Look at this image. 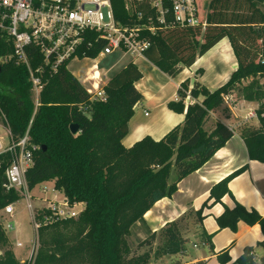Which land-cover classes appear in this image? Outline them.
<instances>
[{"label": "trees", "instance_id": "1", "mask_svg": "<svg viewBox=\"0 0 264 264\" xmlns=\"http://www.w3.org/2000/svg\"><path fill=\"white\" fill-rule=\"evenodd\" d=\"M111 1L116 19L128 23L130 15L124 0ZM208 7L205 29L172 27L148 35L151 45L145 57L168 76L175 77L227 37L238 68L214 90L199 81H184L178 91L179 99L168 103L171 110L185 114L184 122L159 141L146 136L130 148L121 142L128 133L133 108L143 98L135 86L143 75L133 61L107 81L106 101H91L78 78L62 68L48 76L37 108L26 72L12 64L2 66L0 115L5 116L4 123L9 125L13 139L19 140L33 119L31 141L46 146L34 154L35 164L26 175L29 188L55 179V189L71 204L84 203L80 215L87 223L85 233L72 238L74 242L64 245L62 250L58 248L62 234L58 226L76 218L41 227L34 264H149V253L136 258L127 254L131 226L144 222L145 214L158 201L171 198L180 181L203 167L233 137V130L220 120L208 126L212 113L222 108L225 95L239 91L246 100L264 98L253 84L241 86L249 77L264 76V0H208ZM9 50L0 39V57ZM98 50L89 55L96 56ZM188 97L194 102L186 107ZM263 113L264 103L258 109L261 126H246L240 132L250 159L264 163ZM71 124L78 125L76 134L71 133ZM11 162L10 153L0 155V210L19 199L17 192L3 188ZM245 169L246 166L215 184L210 198L217 203L225 195L231 196L230 181ZM196 216L201 219V209ZM217 220L221 228L232 230L241 220L259 223L264 236V216L255 210L247 211L239 203L233 209L225 208ZM165 226L167 246L172 253H183L187 241L177 221ZM259 245L264 249V238ZM85 247L92 252L84 254ZM0 249L4 250L0 264H20L8 247L1 222ZM248 253L238 260L240 264H254ZM228 259L226 253L219 256L222 264ZM261 263L264 264V255Z\"/></svg>", "mask_w": 264, "mask_h": 264}, {"label": "built area", "instance_id": "2", "mask_svg": "<svg viewBox=\"0 0 264 264\" xmlns=\"http://www.w3.org/2000/svg\"><path fill=\"white\" fill-rule=\"evenodd\" d=\"M125 9L130 15L128 23L116 19L111 0H0V39L10 49L0 57V66L12 64L26 72L37 108L48 76L62 68L71 72L72 62L82 66L88 63L83 86L91 101H106L104 86L113 67L102 72L99 67L102 60L114 54L131 55L135 59L144 57L151 45L148 35L161 29H205L207 25L197 0H125ZM96 48L99 49L96 56L89 55ZM233 101L231 94L224 96L228 106ZM0 117L5 119L3 114ZM245 119L260 120L258 109H249ZM32 121L19 140L13 139L6 124L10 141L5 144L0 138V155H12L3 188L25 198L33 227L38 232L57 221L78 218L83 210L76 208L80 203L71 204L64 195L61 198L55 187L44 186L36 196L43 207L38 208L32 202L33 189L29 188L26 175L35 164V152L41 149L31 141ZM2 210L5 215L14 216V203ZM47 210L50 213L43 214ZM7 228H13V224L8 223Z\"/></svg>", "mask_w": 264, "mask_h": 264}, {"label": "crops", "instance_id": "3", "mask_svg": "<svg viewBox=\"0 0 264 264\" xmlns=\"http://www.w3.org/2000/svg\"><path fill=\"white\" fill-rule=\"evenodd\" d=\"M263 9L264 7L262 11ZM131 61L137 65L143 75L135 83L143 98L134 106L132 117L128 122V133L121 141L126 148L132 147L146 136L159 141L174 127L183 124L185 114L171 110L168 103L179 99L178 91L184 81L190 80L191 83L199 81L208 89L213 90L225 84L238 68L236 55L227 37L219 41L203 56L198 57L191 67L184 68L175 77L162 72L145 56L137 59L134 57ZM116 65L117 63L112 66V70ZM199 70H202V73H199ZM81 84L85 85L82 82ZM193 102L194 100L188 97L185 100L186 107ZM224 104L227 105L225 102ZM227 107L230 112H227L226 116H218L221 114L220 108L212 113V118L214 119L215 116L217 118L215 120H220L230 127L234 132L233 137L203 167L180 181L177 192L171 198L158 201L156 205H160V209H156V212L153 209L149 210L144 218L151 227L158 225L162 220L160 227H163L167 222L175 221L176 216L183 215L188 207H192L194 215L201 209V219L197 221L192 231V236L198 240L193 246L196 245L195 248H200V250L185 264H222L219 256L224 253L229 259L223 264H240L238 260L247 252H249L247 256L254 264H262L264 249L259 243L264 236L259 223L251 224L241 220L236 229L232 230L230 227L221 228L217 220L225 208L233 209L238 203L247 211L255 210L264 216V163L250 159L240 129L235 128L239 123V116L256 107L250 101L237 98H234L233 103ZM252 125H257V122H253ZM244 166L246 169L229 183L232 195H225L220 202L215 203L214 199L210 198L211 188ZM41 184L48 185V188L54 187V183L50 181ZM80 205L81 209L84 208L83 203ZM6 217L9 216L5 215ZM167 217L170 219H166ZM4 227L8 247L20 264L25 263L32 255L35 245L27 246L19 241L14 243L9 237L7 226L4 225ZM155 230L157 228L153 227L152 233ZM3 253L4 250L0 249V256ZM187 253L185 248L183 255Z\"/></svg>", "mask_w": 264, "mask_h": 264}, {"label": "rangeland", "instance_id": "4", "mask_svg": "<svg viewBox=\"0 0 264 264\" xmlns=\"http://www.w3.org/2000/svg\"><path fill=\"white\" fill-rule=\"evenodd\" d=\"M200 6V12L202 16H206L208 11V0H197ZM125 3V0H124ZM264 11V9H263ZM133 60L134 57L131 55H126L122 57V54H114L112 57H108L104 60H102L99 64L100 70L102 72H106L109 68H111L115 63H117L114 70H112L108 75L107 78H111L113 75H115L119 69H122L129 61ZM89 66L88 63H85L80 65L79 63L72 62L70 63V70L71 73L76 76L82 83H84L85 76L87 75L86 69ZM253 84L254 90L260 89V92H262L264 96V76H255V77H249L245 79L242 82V87L249 86ZM214 90V89H213ZM234 98H237L238 100L245 99L244 93H240L239 91H236L233 94ZM246 100V99H245ZM253 103V105L260 109L261 104L264 103L263 99H253V100H247ZM221 114L218 116H226L227 112H230V109L227 107V105H223L222 108L219 110ZM248 112V111H247ZM247 112L244 115L239 116V123L235 127L236 129H241L243 127L248 126H254V127H260L261 126V120L252 119V120H246L245 116ZM2 114V112H1ZM1 118V117H0ZM264 118V113H263ZM215 119H217L214 116V119L212 118L209 125L211 126L212 123L215 122ZM4 120H0V138L3 139L5 144H8L10 141V138L6 135L7 127L6 124L3 122ZM257 122V125H252L253 122ZM48 182V181H46ZM50 182L54 183L55 187V179L50 180ZM39 185V184H38ZM36 186L32 190V202L37 205L38 208L43 207L44 205L41 202H38L37 197L41 193V189L44 186H48L46 184H41L39 186ZM49 187V186H48ZM59 196L62 198L64 195L62 192H58ZM19 199L15 202V214L12 217H6L3 214V210H0V221L3 222V225L7 226L8 223L13 224V228L7 229V232L9 234V237H11L12 241L16 243L17 241L21 242L24 245L33 246L34 242L36 240L35 248L33 249V254L29 257V259L26 260L23 264H34L35 257L38 252L39 248V239L41 237H38V232L35 231L32 219H31V212L27 208L26 200L24 197H22L20 194H18ZM172 200V199H171ZM167 203L169 201H166ZM171 203V201H170ZM84 204V203H83ZM47 206V205H45ZM155 204L152 209L156 212V209H160V205ZM81 205L77 206L76 208H80ZM84 207V206H83ZM84 208H82L83 210ZM192 207H188L186 212L183 215H180L179 217L176 216L177 225L179 229L182 232L183 238L187 241L185 244V248L187 249V255H183L184 252L179 253H172L171 248L167 246V238H166V226L160 227L162 225V220L159 221L158 225H152L154 228H157V230L153 231V227H151L147 220L144 222L137 221L134 223L130 228V235L127 237V254L129 257H138L142 256L143 254L149 253V264H185L189 261L190 258H192V255L198 254V250L200 248H195L193 246L194 242H197L198 240L195 239L194 236H192V231H194V226L197 224L198 218L193 213ZM146 215V214H145ZM145 218V216H144ZM170 219V218H166ZM153 223V222H152ZM168 223V222H167ZM139 224V225H137ZM166 225V224H165ZM5 228V227H4ZM87 223L84 221L82 216L76 218L73 220V222H66L64 224H61L58 226V230H60L61 237L59 241V245L63 250L65 246H69L71 243L74 242V240L78 237V234H83L87 230ZM6 231V229H5ZM152 234H155V237H151ZM75 236H77L75 238ZM74 240H73V239ZM195 239V240H194ZM199 243V242H198ZM65 245V246H64ZM55 246V245H54ZM184 248V249H185ZM202 248V247H201ZM82 251L84 254H89L92 252L89 248L85 247L82 248ZM60 253V251H57Z\"/></svg>", "mask_w": 264, "mask_h": 264}, {"label": "water", "instance_id": "5", "mask_svg": "<svg viewBox=\"0 0 264 264\" xmlns=\"http://www.w3.org/2000/svg\"><path fill=\"white\" fill-rule=\"evenodd\" d=\"M2 70L1 66H0V71ZM70 131L72 134H76L78 132V125L77 124H71L70 125ZM42 150L46 149V146H42L41 147Z\"/></svg>", "mask_w": 264, "mask_h": 264}, {"label": "bare ground", "instance_id": "6", "mask_svg": "<svg viewBox=\"0 0 264 264\" xmlns=\"http://www.w3.org/2000/svg\"><path fill=\"white\" fill-rule=\"evenodd\" d=\"M221 46V45H220ZM227 47V46H226ZM223 48V47H222ZM150 213V212H149Z\"/></svg>", "mask_w": 264, "mask_h": 264}]
</instances>
